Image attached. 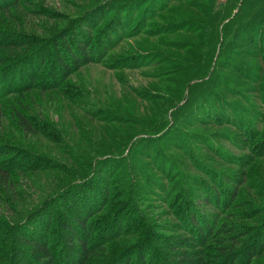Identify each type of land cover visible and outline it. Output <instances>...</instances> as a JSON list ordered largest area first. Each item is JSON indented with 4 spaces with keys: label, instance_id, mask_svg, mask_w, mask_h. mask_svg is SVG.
<instances>
[{
    "label": "rangeland",
    "instance_id": "obj_1",
    "mask_svg": "<svg viewBox=\"0 0 264 264\" xmlns=\"http://www.w3.org/2000/svg\"><path fill=\"white\" fill-rule=\"evenodd\" d=\"M11 164L0 264H264V0H0Z\"/></svg>",
    "mask_w": 264,
    "mask_h": 264
},
{
    "label": "trees",
    "instance_id": "obj_2",
    "mask_svg": "<svg viewBox=\"0 0 264 264\" xmlns=\"http://www.w3.org/2000/svg\"><path fill=\"white\" fill-rule=\"evenodd\" d=\"M83 48H81V51H83ZM55 50H56V47H54L53 51L56 52ZM86 50L87 49H84V51H86ZM81 51L79 52V54L81 53ZM66 53L69 54L68 48L63 55H61L59 51H57V53L55 54L56 55V63H57V64L56 63L55 64H56V66H58L62 69V71L65 73L64 76L69 74V72L72 71L74 68H75V70H77V69L83 67L84 65L88 64L86 54H83V52H82V55L80 57H77V56L70 57V60L72 61V63H71V68L68 69V66H67L68 62L60 63L61 58L63 56H65ZM74 64L76 65V67L72 66ZM80 64H82V65L84 64V65L82 66ZM61 78H63V77H61ZM24 87H25V89L28 88L26 86H24ZM27 90L28 89H26V91ZM31 172H32L31 169L25 170L24 174L27 177L28 174H30ZM17 173H19V170L18 169L15 170V166L13 164L8 165V166H3V167L0 166V187L2 189H5L7 186H9L10 181L11 182L15 181L16 176H18ZM61 206H62V204L58 205V211H59L60 217L62 218V216H63L62 214L64 213L65 210H61ZM95 214H97V213H95ZM60 217L57 220L58 229L63 234V236H66V238L64 237V240L66 241V243H68V244L72 243V239L75 238V236H76L75 231L73 230V228L71 229V225H69V223H67V221L65 219L63 220L64 222L62 220L60 221ZM83 218H84L83 216L82 217L77 216V218L74 219V222L77 225H79V227H81L80 228L81 230H84V226L82 224ZM41 240L40 239L37 240L36 246L34 248L28 247V248H30V250H32V251L34 250L33 255L36 256L35 257L36 260H37V258L38 259L44 258L46 256L45 254H46L47 250H46L45 241H41ZM30 244H32V243H30ZM69 247H70V249L73 248L70 245H69ZM79 252H83V256H85L88 253V249H87L85 244L81 245V247L79 248ZM220 254H225L224 250H220ZM229 256H230L229 254L226 255V257H229ZM249 258H250V256H249Z\"/></svg>",
    "mask_w": 264,
    "mask_h": 264
}]
</instances>
